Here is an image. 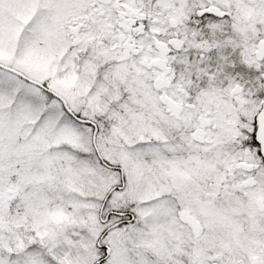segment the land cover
<instances>
[{"label":"snow or ice","instance_id":"snow-or-ice-1","mask_svg":"<svg viewBox=\"0 0 264 264\" xmlns=\"http://www.w3.org/2000/svg\"><path fill=\"white\" fill-rule=\"evenodd\" d=\"M0 264H264V0H0Z\"/></svg>","mask_w":264,"mask_h":264}]
</instances>
